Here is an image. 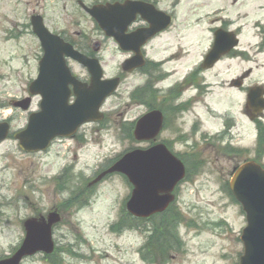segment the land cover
I'll list each match as a JSON object with an SVG mask.
<instances>
[{
  "label": "rangeland",
  "instance_id": "374dc122",
  "mask_svg": "<svg viewBox=\"0 0 264 264\" xmlns=\"http://www.w3.org/2000/svg\"><path fill=\"white\" fill-rule=\"evenodd\" d=\"M68 1L0 0V99L5 104L22 96L30 76L35 78L41 56L40 45L23 28L28 16L36 10L47 15L49 23L64 28L76 12ZM159 1L162 7L171 8L172 0ZM177 9L189 17L185 43L189 67L207 55L213 44V28L221 22H229V30L240 34L238 52L246 55L224 59L206 72L210 89L189 114L190 140L167 143L185 158L190 173L176 191L173 233L165 252L167 262L162 264H238L246 219L227 186L235 168L246 161L264 166V147L258 154L259 133L247 114L246 92L229 89L228 82L252 70L248 84L264 87V47L259 33V28H264V0H184ZM100 57L109 77L124 58L113 42ZM70 65L79 76L86 74L77 63ZM138 82L129 77L103 106L106 120L86 127L75 141L55 143L48 151L29 156L13 139L0 145V258L20 245L27 218L37 212L45 214L54 206H60L63 217L54 238L59 247L77 255H60L64 264H152L154 254L162 253L156 243L152 254L144 250L152 224L129 218L125 203L132 188L123 176H108L89 194L81 195L87 184L119 156L149 146L128 135L127 124L143 111L130 102V92ZM194 93L191 90V95ZM10 112L7 108L5 114L10 116ZM23 124L19 122L14 130ZM148 255L151 260L145 261ZM22 264L50 262L38 254Z\"/></svg>",
  "mask_w": 264,
  "mask_h": 264
},
{
  "label": "water",
  "instance_id": "95a60500",
  "mask_svg": "<svg viewBox=\"0 0 264 264\" xmlns=\"http://www.w3.org/2000/svg\"><path fill=\"white\" fill-rule=\"evenodd\" d=\"M145 7L151 8L146 3L128 0L124 4L87 9L105 34L115 39L121 50L136 53L135 57L124 63L123 68L126 71L138 67L136 62L140 60V46H136L134 42L141 35L134 33L126 37L128 26L138 14L143 15L149 22L156 15L155 11L148 9L149 16H146ZM32 25L33 32L41 42L44 56L39 63V75L30 85V91L31 95L45 96L46 101L41 105V111L31 116L28 128L15 135L20 149L29 154L46 151L53 139L59 136L69 137L86 123L103 121L104 114L101 109L120 84L119 79L103 80L99 61L86 57L52 35L40 17H34ZM156 32L157 30L151 28L142 33L152 37ZM130 38L134 41L126 44ZM238 44L235 34L218 30L213 48L205 58L204 68H213L223 56L236 49ZM95 49L98 50V46ZM68 58L88 70L91 75L89 85L72 78L67 65ZM69 83L73 85L76 96L72 105L69 104ZM236 86H240V83L236 82ZM263 93L260 88L249 93V109L257 104L264 110ZM27 104L24 109L28 107ZM162 123L160 112L147 114L137 122L135 139L138 142L155 139L162 129ZM8 132V125L0 124V143L7 139ZM112 174L125 176L132 186V193L126 204L128 213L135 218L149 219L164 213L174 203L175 190L185 179L186 168L165 144H157L148 149H135L126 153L94 179L90 186L100 183ZM230 190L241 205L247 222L241 236L243 254L239 264H264V169L252 161L245 163L236 170L230 182ZM59 219L58 214L52 213L48 221L44 218L26 220L22 244L11 257L0 260V264H21L24 259L38 253L52 254V227Z\"/></svg>",
  "mask_w": 264,
  "mask_h": 264
},
{
  "label": "flooded vegetation",
  "instance_id": "af4514ba",
  "mask_svg": "<svg viewBox=\"0 0 264 264\" xmlns=\"http://www.w3.org/2000/svg\"><path fill=\"white\" fill-rule=\"evenodd\" d=\"M126 1L127 0H91L89 2L88 0H69L68 2L70 5H74L73 9H76V12L74 16L70 17L68 25L64 26V28L57 27L55 22L49 23V20L47 19L48 16L42 12L37 13L36 10L28 16V22L24 24L23 28L35 38L41 48V42L33 32L32 25V19L34 17H40L42 23L52 35L58 37L65 44L72 46L76 51L80 52L86 57L90 59H97L102 67L103 80L119 79V88L126 83L129 77H135L139 80L138 84L130 92V102L143 109L142 113L133 122H129L127 124L130 127L128 135L133 138V140H136L134 137V129L137 125V122L147 114L158 111L161 113L163 119L162 129L159 135L149 142L154 144L187 142L191 138L192 130L188 127L189 114L195 109V105L198 104L197 102H202V100L205 98L207 91L210 89V84L206 81L205 74L207 71L214 69L218 63L210 70L205 69V55L203 60H201L198 64H194L192 67H189L187 62L189 49L188 45H185L187 37L189 36L188 31H190L188 27L190 25L188 22L189 17H185L183 14L178 12L177 9L182 6L184 0H172L171 8L168 9L162 7V1L159 0H134L146 3L149 7H151L144 8L146 16H149L148 12L150 9L155 11L156 15L153 17L150 16L152 17V22H149L143 15L138 14L136 15L133 22L128 26V29L125 33L126 37H130V35L134 33H139V35H141L140 37L135 38L134 42L136 46H140V60L136 62L138 67L132 71L124 70V63L135 57L136 53L134 51L121 50L114 38L108 37L105 34V32L100 28L96 19L88 13L87 9H93L95 7H107V5H114L117 3L124 4ZM166 20L169 22H166ZM200 20V18L197 19L198 22ZM197 21L195 20L196 24H199ZM229 27V22H221L220 26L213 28V41L216 31L222 30L231 32ZM151 28L157 30V32L152 35V37H149L147 33H142ZM95 33H97V35H95ZM259 33L262 35L261 47H264V28H259ZM234 34L239 38V33ZM132 41L134 40L130 38V40H127L126 44H131ZM109 42H113L120 54L124 56L117 72L111 77L107 76L103 67V60L100 57V54L106 49V47L109 45ZM96 46H98V50L95 49ZM43 55V49L41 48V56H39L38 59L35 70V78H32L29 75V79L31 80L27 83V85H25V88L22 89V96L10 100L8 104H5L0 99V124H7L9 127L7 139L1 142L0 145L10 139H13L17 142L15 135L28 128L31 116L39 113L41 111V105L46 101L45 96L31 95L30 91V85L38 77L39 63L43 58ZM245 55L246 53L244 51L238 52V50H233L224 56L221 61L224 59L234 60L239 57H245ZM70 63L77 62L69 58L67 59V64L70 68L72 78L81 84L89 85L91 82V75L89 74L88 70L77 63L86 70V74L81 77L74 72ZM168 66H171V70L168 68ZM251 74L252 70L245 71L240 77L232 79L230 82H228L229 89H244L246 92V104L249 93L258 87V85L248 84ZM236 81L240 83V87L235 86ZM262 88L264 89L263 86ZM67 89L70 94L69 104L72 105L76 101L75 90L71 83L68 84ZM191 90L195 91L193 95H191ZM117 92L114 93L112 97H115ZM26 104L28 107L24 109V105ZM7 108L11 109L10 116L5 114ZM246 109L249 118L254 119L256 122L262 121L264 119V112H260V110H262L261 106L256 104L252 109H248L247 107ZM254 110H257L256 113ZM14 111L23 115L19 114V116H16ZM196 120H198V118H196ZM19 122H24V124L15 131L14 127L18 126ZM195 123L198 124V122ZM94 124L95 123H86L82 125L73 135L69 137H56L52 140L50 148H52L55 143H64L67 141L77 140L79 137H81L80 135L85 131L84 129L86 127L92 126ZM35 154L39 153L27 155L29 156ZM182 161L188 169V162L185 159H182ZM92 187L93 186H90V183H88L85 191H83L81 195L84 196L89 194L90 190L93 189ZM52 213L58 214L60 218L59 222L54 224L52 227L54 251L50 255H41L43 260L50 262V264H64L62 259L59 258L60 255L69 254V256L72 258H76L77 255L59 247L57 241L54 238L57 230L63 224L60 206H54L45 214H42V212H37L34 216L27 219L44 218L46 221H48L49 215ZM172 246H174V242H172ZM16 249L10 255L0 258V260L10 257L16 251ZM164 261L167 262L165 256L156 255L152 264H162Z\"/></svg>",
  "mask_w": 264,
  "mask_h": 264
},
{
  "label": "trees",
  "instance_id": "16d2710c",
  "mask_svg": "<svg viewBox=\"0 0 264 264\" xmlns=\"http://www.w3.org/2000/svg\"><path fill=\"white\" fill-rule=\"evenodd\" d=\"M258 131H259V148L258 152L261 153V147H264V126L261 123H258L257 125ZM184 161V160H183ZM185 162V161H184ZM190 170H188V176H189ZM187 176V177H188ZM230 193V192H229ZM231 194V193H230ZM173 207H170L168 211H166L164 214L154 216L150 218L149 220H139L140 223L150 222L152 224V228L150 231V235L148 237V242L144 248L145 251L148 252V254H152V247L153 244L156 243V246H159V249L162 250V253L154 254L155 256L164 255L167 251L169 244H168V238L172 235V214ZM135 221V219H132ZM174 220V218H173ZM138 221V220H137ZM148 255V257H144L145 261L151 260Z\"/></svg>",
  "mask_w": 264,
  "mask_h": 264
}]
</instances>
